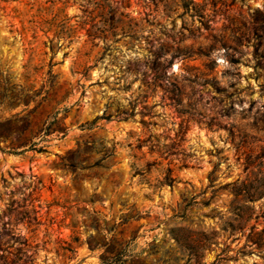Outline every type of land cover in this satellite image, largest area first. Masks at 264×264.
<instances>
[{
  "label": "rangeland",
  "instance_id": "1",
  "mask_svg": "<svg viewBox=\"0 0 264 264\" xmlns=\"http://www.w3.org/2000/svg\"><path fill=\"white\" fill-rule=\"evenodd\" d=\"M0 264H264V0H0Z\"/></svg>",
  "mask_w": 264,
  "mask_h": 264
}]
</instances>
